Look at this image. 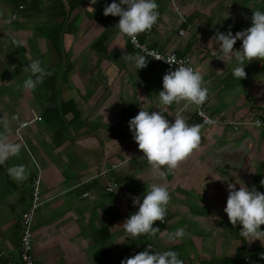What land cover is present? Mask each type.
Instances as JSON below:
<instances>
[{
	"label": "crops",
	"instance_id": "obj_1",
	"mask_svg": "<svg viewBox=\"0 0 264 264\" xmlns=\"http://www.w3.org/2000/svg\"><path fill=\"white\" fill-rule=\"evenodd\" d=\"M252 1L174 0L177 11L171 0H156L160 17L141 39L189 56L209 89L208 112L239 123L237 129L233 123L206 125L195 106L181 105L189 125H203L201 146L173 173L162 169L166 174L159 176L142 157L129 121L142 104L159 111L168 70L149 57L142 69L122 59L138 52L118 26L105 28L95 17L112 0L92 7L90 0H0V119H8L11 141L24 145L7 166L29 170L28 179L17 182L0 166V264L18 259L19 220L37 177L43 201L32 228L37 264H121L150 243L153 252H178L184 264H238L239 250L249 245L252 264H264V245L241 239L240 225L234 227L224 211L229 183L259 190L264 179V127L245 123L264 115V61H245L247 77L238 80L232 75L236 61L226 64L216 58L219 45L208 46L219 16L232 22ZM224 27L220 31L227 32ZM14 39L24 45L16 47ZM241 46L237 41L234 47ZM36 59L53 74L25 90L29 73L23 69ZM177 110L173 104L164 115L174 123ZM153 183L170 192L166 222H155L160 232L154 239H132L123 223L139 206L127 194L142 202ZM113 184L117 191H108ZM180 228L190 235L170 241L168 234Z\"/></svg>",
	"mask_w": 264,
	"mask_h": 264
},
{
	"label": "clouds",
	"instance_id": "obj_2",
	"mask_svg": "<svg viewBox=\"0 0 264 264\" xmlns=\"http://www.w3.org/2000/svg\"><path fill=\"white\" fill-rule=\"evenodd\" d=\"M97 0H90V6L95 5ZM126 6V7H125ZM105 16L112 15L120 17L116 26L119 34L131 38L134 46L140 47L137 37L144 33H150L157 24L160 17L159 5L156 0H112L110 5L104 7ZM247 18V16H245ZM252 26L235 34L231 26L227 32L218 31L209 42V45H219L216 58L223 60L226 64L236 61L237 66L233 68L232 75L241 80L247 77L245 65L254 60L264 61V11L255 10L251 16ZM237 41H242L240 49L234 46ZM16 47L24 45L23 40H13ZM144 54L135 55L125 53L122 56L126 62H132L137 69L148 66V56L155 60H164L169 65H179L171 68L163 76V90L158 93L159 111H148L142 104L139 113L130 119L129 127L138 148L143 152V158L150 165L153 175L164 176L173 173L182 163L186 162L195 151H198L202 141V124L189 125L185 120L182 109L195 106L202 107L209 98V89L206 86L203 73L191 66H186L185 61H177L175 58L165 59L155 52L141 49ZM247 61V63H245ZM24 71L29 73L23 82L25 90L34 91L42 84L46 76L53 73L47 71L39 59L32 60ZM173 104L177 106L175 121L170 122L164 113ZM203 115V113H200ZM169 116L173 113H168ZM16 119V117H13ZM205 124H215L214 120L205 118ZM3 128L0 130V166H4L10 178L20 182L28 179L29 170L23 164L7 166L11 158L18 157L21 153V143L12 142L10 139V124L7 118L0 119ZM140 178V177H138ZM216 180H221L214 178ZM239 183V182H238ZM264 186V179L260 181ZM110 192L117 191L109 189ZM171 196L168 188L161 184L153 183L147 187L143 200L139 196L133 198V204L138 205V211L130 215L123 223L128 237L132 239L146 236L154 239L160 232L159 227H154L156 221L166 222L168 206ZM230 223L235 227L241 225L239 230L246 242L251 244L257 239L264 245V192L258 191L255 186L246 187L240 183L237 190L235 183L228 184V199L224 209ZM185 229H177L168 234V239L175 242L189 236ZM123 241H121L122 243ZM152 243L148 244L144 251L132 257L125 258L121 264H184L179 254L173 250L151 251ZM264 258V253H261Z\"/></svg>",
	"mask_w": 264,
	"mask_h": 264
},
{
	"label": "built area",
	"instance_id": "obj_3",
	"mask_svg": "<svg viewBox=\"0 0 264 264\" xmlns=\"http://www.w3.org/2000/svg\"><path fill=\"white\" fill-rule=\"evenodd\" d=\"M173 6L175 7V9L177 11H179V7L177 6V4H175L174 0H171ZM103 11H99L96 13V19L100 22V24L105 27V28H110V27H117L116 25L119 22V18L117 16H112V15H108L105 16L103 14ZM182 20H185L183 16H181ZM156 26V25H155ZM154 26V27H155ZM153 27V29H154ZM152 29V30H153ZM152 32V31H151ZM150 33H144L141 34L137 37V41L138 44L140 45V47H136L132 44L131 42V38L130 37H126L127 39V43L138 53L140 54H144L143 52H141V49H147L148 51L151 52H155L158 55L163 56L165 59H169V58H175L177 61L183 60L185 61L186 66H191L193 68H195L193 62L191 61L190 57L187 55H179L177 54L175 51L173 50H160L158 48H151L149 47L144 40H142L141 38H147ZM179 34H184V30L180 29L179 30ZM149 58L155 60L153 57L148 56ZM156 62H158L159 64L163 65L167 70H169L170 68L172 70H175L176 68L179 67V65L173 64V65H169L168 63H166L164 60H155ZM196 69V68H195ZM196 108V107H195ZM196 113L197 115L200 117L201 121L203 124L205 118H208L210 120H214L215 124L218 123H223V124H232L233 127L235 129H237L238 124L239 123H235V122H225L220 120L217 117L212 116L209 112L208 109L206 108V104H204L202 107H200L199 109L196 108ZM200 113H203V115H201ZM38 120H40L41 118L38 117ZM29 122H23L21 125H26ZM245 123H250L256 127H264V115L258 118H255L253 121L251 122H245ZM206 125H214V124H206ZM39 182H40V178L37 177L33 184H32V190H31V201H30V205L28 207V209L22 213L21 218L19 220V225H20V252L18 255V259H14L12 257H8L7 261L5 264H37L36 260H35V256L33 254V220H34V216L36 214V211L38 210L39 206L41 205V203L43 202L41 199V195H40V187H39ZM115 184L113 185H109L106 189L109 191V189H115ZM258 191L264 192V186L261 185V187L259 188ZM127 197L129 199H133L134 198V194L133 193H128ZM242 227V226H241ZM250 247L249 245L245 248V251H249ZM1 255H5L4 252H1ZM249 262V257L248 256H244L242 257V259L240 260L239 264H248Z\"/></svg>",
	"mask_w": 264,
	"mask_h": 264
},
{
	"label": "water",
	"instance_id": "obj_4",
	"mask_svg": "<svg viewBox=\"0 0 264 264\" xmlns=\"http://www.w3.org/2000/svg\"><path fill=\"white\" fill-rule=\"evenodd\" d=\"M198 1H201V3H203V4L210 3V0H198ZM258 4L260 5V8L258 10L264 11V0H262V1L258 0ZM249 8H250V6H249ZM229 11H230V9H229ZM251 15H253V14H250V12L249 13L246 12L244 9L241 12V14L238 15L237 19L234 18L232 22H230L229 18H227V17L219 16L220 20H219L217 25L213 26V28L211 29V32H213V34H216L218 31L225 28L224 25H227L228 30H229V26H231V31L235 30V29H241L244 21H246V19H248ZM245 16H247V18H245ZM245 147H244V149H245ZM248 150H249V148H248ZM243 153H244V151H243ZM241 157H242V155H241Z\"/></svg>",
	"mask_w": 264,
	"mask_h": 264
},
{
	"label": "flooded vegetation",
	"instance_id": "obj_5",
	"mask_svg": "<svg viewBox=\"0 0 264 264\" xmlns=\"http://www.w3.org/2000/svg\"><path fill=\"white\" fill-rule=\"evenodd\" d=\"M257 1V2H256ZM259 1H262V0H259ZM251 2V1H250ZM250 8L249 7H246L245 5V8H243L242 10L238 11L235 15V19H237L238 15L241 14V12L245 9L246 12H250V14H253V11L255 10H258L260 8V5L258 4V0H253L251 4H249ZM249 10V11H248ZM252 16V15H251ZM251 16L246 19V21H244V23L242 24V28L241 29H235L234 30V33H236L237 31H241V30H244L246 28H249L252 26V20H251ZM236 21V20H235ZM233 31V30H232Z\"/></svg>",
	"mask_w": 264,
	"mask_h": 264
},
{
	"label": "trees",
	"instance_id": "obj_6",
	"mask_svg": "<svg viewBox=\"0 0 264 264\" xmlns=\"http://www.w3.org/2000/svg\"><path fill=\"white\" fill-rule=\"evenodd\" d=\"M240 228H241V225H240ZM240 230V229H239ZM238 234H239V231H238ZM240 235V234H239ZM240 238L242 239L243 237L242 236H240ZM251 253H250V251H245V249H243L242 248V250L240 249L239 250V262H240V260L242 259V257H244L245 255L246 256H248L249 257V262H248V264H252L253 263V257L250 255ZM239 262H238V264H239Z\"/></svg>",
	"mask_w": 264,
	"mask_h": 264
}]
</instances>
